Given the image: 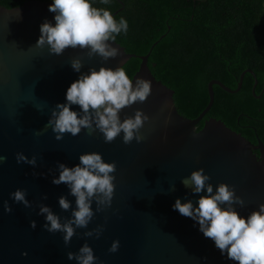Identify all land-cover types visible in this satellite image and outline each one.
I'll list each match as a JSON object with an SVG mask.
<instances>
[{
	"label": "water",
	"instance_id": "obj_1",
	"mask_svg": "<svg viewBox=\"0 0 264 264\" xmlns=\"http://www.w3.org/2000/svg\"><path fill=\"white\" fill-rule=\"evenodd\" d=\"M51 3L24 0L9 8L0 5V156L5 157L0 163V264H76L67 259V253H76L85 243L97 257L95 264H238L221 255L214 242L199 231L198 223L180 215L172 205L179 198L195 206L199 195L206 194H193L181 183L182 178L200 168L210 176L208 182L214 192L219 183L234 188L244 205L233 207L245 219L264 204L261 141L252 143L212 117L195 130L212 103V84L232 93L248 72L253 77L251 94L258 97L253 92L257 82L253 72L242 70L234 89L217 79L208 80L205 106L193 118L182 116L173 104L172 90L150 73L146 64L149 51L135 55L109 41L120 55L105 61L98 55L89 58L87 48H67L57 56L50 55L47 46L37 47L40 25L45 21L55 24V13L49 11ZM118 3L120 7L112 15L121 9L122 2ZM130 57L139 59L130 80L133 84L136 78L150 81L151 95L143 103L122 109L119 115L123 120L141 110L149 117L139 131L142 141L124 144L121 133L113 142L105 143L102 133L89 135L87 129L77 136L65 133L62 139H55L46 124L51 110L58 103H66L71 83L89 69L114 70ZM75 58L81 60L80 72L70 66ZM71 110L79 112L80 108L72 105ZM91 152L99 153L106 163L115 162L114 196L111 206L96 213L87 228L76 229L77 235L66 246L62 233H49L43 227L44 216L37 214L39 205L50 207L61 222L71 216L75 198L66 185L51 181L58 176V163L72 167L79 164L81 154ZM17 153L35 157V166L17 163ZM17 189L26 190L31 207L13 202L10 193ZM60 196L70 201L68 211L60 209ZM4 201L11 212L4 211ZM92 208L95 212V202ZM31 221H35V228L30 226ZM97 226L103 229L99 238L83 235ZM113 241H119L118 250L109 252Z\"/></svg>",
	"mask_w": 264,
	"mask_h": 264
},
{
	"label": "clouds",
	"instance_id": "obj_2",
	"mask_svg": "<svg viewBox=\"0 0 264 264\" xmlns=\"http://www.w3.org/2000/svg\"><path fill=\"white\" fill-rule=\"evenodd\" d=\"M101 2L107 4L109 0ZM49 11L55 13V24L45 21L40 25L37 47L47 46L49 54L57 56L62 55L67 48H87L89 58L98 55L105 61L120 55L119 49L108 42H114L121 31L127 32L128 23L125 19L121 18L117 23L109 11L94 8L89 0H52ZM70 66L80 72L81 60L72 59ZM149 95L150 81L136 78L133 84L120 67L114 70L105 67L89 69L87 74H81L67 88L66 103H58L51 110L46 128L51 127L57 140L62 139L65 133L77 136L82 129H87L89 135L95 131L102 133L105 143L113 142L121 133L124 144H130L133 140L139 143L143 139L139 131L149 117L141 110H135L132 117L121 120L119 113L134 103L145 102ZM72 105H78L80 111L71 110ZM78 159L79 164L72 167L58 163V176L51 181L54 185H66L69 195L75 198L71 216L61 222V217L44 204L39 205L37 213L44 216L43 227L49 233L63 234L66 246L77 235L76 229L87 228L96 213L111 206L115 192V177L112 175L116 171L115 162H104L96 152L81 154ZM4 160L5 157L0 156V163ZM16 161L32 166L36 164L35 157L29 159L22 153L16 154ZM210 179L202 168L182 178L183 186L191 189L193 194H206L199 195L195 206L190 200L182 203L177 198L172 205L173 210L198 223L203 236L212 240L221 255L226 254L229 260L238 264H264V204L245 219L233 207L244 205V201L236 196L234 188L219 183L214 192L212 184L208 182ZM10 198L14 203L31 207L26 199V190L17 189L10 193ZM93 202L96 205L95 212ZM58 204L63 211L71 208L65 196L58 198ZM3 207L5 212L12 211L7 201H4ZM30 226L35 228V221H31ZM102 231V226H97L83 235L99 238ZM118 247L119 241H113L109 252H116ZM67 259L75 260L76 264H95L97 257L85 243L76 253L68 252Z\"/></svg>",
	"mask_w": 264,
	"mask_h": 264
},
{
	"label": "trees",
	"instance_id": "obj_3",
	"mask_svg": "<svg viewBox=\"0 0 264 264\" xmlns=\"http://www.w3.org/2000/svg\"><path fill=\"white\" fill-rule=\"evenodd\" d=\"M23 1L0 0V5L9 8ZM120 1L122 8L112 16L117 23L125 19L128 30L114 34L115 42L135 55L149 51L150 73L172 90L173 104L182 116L193 118L205 106L208 80L234 89L242 70L253 72V92L259 96L251 94L253 77L248 72L235 92L212 84V103L195 130L212 117L252 143L259 139L264 149V0ZM89 2L110 13L120 6L117 0ZM138 62L130 57L120 66L129 79Z\"/></svg>",
	"mask_w": 264,
	"mask_h": 264
},
{
	"label": "flooded vegetation",
	"instance_id": "obj_4",
	"mask_svg": "<svg viewBox=\"0 0 264 264\" xmlns=\"http://www.w3.org/2000/svg\"><path fill=\"white\" fill-rule=\"evenodd\" d=\"M117 1H120V0H117ZM120 5V4H119ZM120 7V6H119ZM122 8V7H121ZM117 9V8H116Z\"/></svg>",
	"mask_w": 264,
	"mask_h": 264
}]
</instances>
